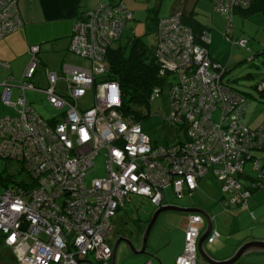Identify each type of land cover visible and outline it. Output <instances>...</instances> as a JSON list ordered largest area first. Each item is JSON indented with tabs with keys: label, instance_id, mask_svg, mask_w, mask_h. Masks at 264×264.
Here are the masks:
<instances>
[{
	"label": "built area",
	"instance_id": "obj_1",
	"mask_svg": "<svg viewBox=\"0 0 264 264\" xmlns=\"http://www.w3.org/2000/svg\"><path fill=\"white\" fill-rule=\"evenodd\" d=\"M16 1L0 0V36L21 24ZM213 2L230 19L234 6L245 0ZM131 18L122 0H98L76 18L68 43L69 50L91 59V67L62 64L60 75L44 69L47 86H33L28 80L38 63V46L33 44L20 79L0 81V104L12 111L0 110V157L15 160L29 173L26 185L0 192V241L15 264H92L88 255L108 264L111 218L118 206L133 196L158 206L167 185L181 195L207 172L220 179L223 190L233 192L239 188L233 173L254 144L250 137L264 145V121L252 130L242 122L247 101L223 82L221 64L205 47L207 33L200 35L201 43L195 42L177 13L155 21L156 60L167 83L154 86L149 99L166 88L167 119L183 129V139L152 144L139 122L122 118L119 84L98 77L108 69L107 48ZM238 42L245 45L246 40ZM0 66L8 63L0 60ZM12 85L19 89L14 98ZM89 87L94 102L81 108L78 99ZM25 89L41 91L60 111L43 117ZM100 154L103 174L87 182L85 176ZM241 195L244 202L249 192ZM228 200L238 202L237 193ZM200 220V214L189 215L184 246L174 264H196ZM217 235L211 230L206 239ZM142 264L152 263L148 259Z\"/></svg>",
	"mask_w": 264,
	"mask_h": 264
},
{
	"label": "rangeland",
	"instance_id": "obj_2",
	"mask_svg": "<svg viewBox=\"0 0 264 264\" xmlns=\"http://www.w3.org/2000/svg\"><path fill=\"white\" fill-rule=\"evenodd\" d=\"M122 1L124 3L133 2V4L129 6V9L132 11V18L126 21L120 36L112 40V45L125 44L127 42V36L133 33L136 36H140L147 44H154L155 35L153 31L155 24L153 18L150 19L148 14L152 12L153 17L166 15L169 12L173 0ZM195 10L197 11V18L201 21L203 20L204 25L208 27L209 32L212 33L211 42L208 47L210 54L215 57H222V67L226 69L222 76L223 81L238 91H241L247 101L242 115V122L245 123V125H249L251 128L258 126L262 120H264V91L260 92L256 86L264 78V53H257L254 58L249 57L253 56L252 52H257L264 45V29L260 15L253 13L249 16H245L238 10H235L234 14H232V17L229 19L225 13L214 8L212 0H210V4L207 1V7L204 6L203 10ZM229 21H231L230 24ZM240 36L248 38L247 41L250 43L256 41L258 46L249 48V43L246 44V46L242 45L238 42ZM40 56L43 62L39 63L36 73L28 78V80L33 86L43 88L47 86V81L43 76V65L48 64L44 60L45 54L41 53ZM91 63L89 57L71 51V58H65L62 64L89 68L91 67ZM22 69L23 68L13 70V83L20 79ZM55 70H57L59 75L61 74L59 64ZM9 75L11 74L6 70L4 72V78H7ZM58 85H61L60 80L58 81ZM25 95L27 99L32 101L34 108L45 118L60 111V109L53 107L46 100L44 93L41 91L25 89ZM93 102L94 94L92 88L89 87L85 94L78 99V104L81 108H85L92 105ZM0 108L1 113L5 111L11 112L9 108L3 107L2 105H0ZM140 108L143 112L146 110L149 112L148 116L140 118L139 123L142 131L148 135L152 144L169 143L175 139L182 138L183 129L178 127V125L172 126L167 119L169 109L166 88L162 89L160 95L150 100L146 108ZM213 117L217 119V111H214ZM94 162L96 167L90 169L85 176L87 182L92 176L103 174L102 154L96 156ZM243 169L247 173H254L251 168L250 160H246ZM0 172H10L12 176L17 179L24 175V172H18L15 160L4 157H0ZM205 178H207V183H205L207 186L206 189H195L191 195L187 192H184L182 195H175L173 187L167 185L164 189V203L201 207L209 216H213V221L218 226V221L220 220L219 211L223 209L224 206L218 197L221 195L228 196L229 194L221 191L219 181L210 173H208ZM4 188L5 186L0 184V192ZM215 199H218L219 202H215ZM155 207L156 206L151 204L149 199L145 197H138L136 201H126L123 207L120 208L113 217L114 229L111 237L108 238L109 243H113L119 231L129 232V230L131 231L135 228V225L139 228V231L135 234V239H137L139 232H141L140 228L142 227L140 223H143L144 220L150 216ZM260 208H264V205L260 206ZM253 211L256 216L258 213L257 210L254 208ZM187 215V212L172 210L159 213L147 238L146 245L149 249V254L130 253L122 244H119L116 250L114 264H140L145 258H151L152 264H160L161 259L166 254L163 252V249L167 252L176 249L181 250L184 242L183 234ZM136 218L140 220V223H138L139 225L134 221ZM1 242L2 241H0V264H15L7 247H4ZM225 244L228 245V242H225ZM203 246L211 256L217 259L224 258L223 254L219 250H216L217 244L215 242L211 244L204 241ZM1 252H3L2 255ZM253 252H249L245 255L242 254V257L240 256L236 263L246 255L251 256ZM97 264L99 263L97 262ZM197 264L207 263L198 256Z\"/></svg>",
	"mask_w": 264,
	"mask_h": 264
},
{
	"label": "crops",
	"instance_id": "obj_3",
	"mask_svg": "<svg viewBox=\"0 0 264 264\" xmlns=\"http://www.w3.org/2000/svg\"><path fill=\"white\" fill-rule=\"evenodd\" d=\"M188 1H190V5L195 11V18L204 25L203 20L201 21L197 18V11L195 9L203 10L204 6L207 7V1L210 4V0ZM97 2L98 0H18L22 24L18 28L10 30L6 35L0 38V60H4L8 63L7 67L0 66V80L5 79L4 72L6 70L9 74H11L8 78L12 81V83L14 80L13 70L23 68V73L24 67L30 57L28 46L33 44L38 46L37 52L39 56V63L43 62L40 54H45L44 60L48 65L44 64L43 68L57 72V70H55L57 65L59 64V67L61 68L64 59L71 58V50L68 49V43L74 21L78 18L81 11L93 8ZM125 4L129 7L130 4H133V2H125ZM171 11L170 7L169 12L166 15L170 14ZM207 35L209 37L207 49L210 54L208 47L211 42L212 33L209 32V28ZM248 43L250 44L249 48L258 46L256 41L252 43L247 41L246 44ZM211 57L218 59L219 62L222 63V57H215L214 55H211ZM11 89L12 97L14 98L19 89L15 85H12ZM205 183H207V178H205V176L198 178L195 189H206L207 186ZM193 191L189 194L188 190H184V192H187L189 195H191ZM218 198H220L221 203L224 205L223 209H220L219 211L220 220L218 221V226L213 221V216H210L213 223L211 230H216L218 235L211 241H208L206 238L204 241L211 244L215 242L217 244L216 250H219L224 257L226 255H231L234 250L246 240H264V208H260V206L264 205V185L257 189L245 203L237 204L229 201L228 196L224 195H221ZM217 201L218 199H215V202ZM254 208L258 212L256 216L253 211ZM251 213H253L254 218L251 216ZM188 217L189 216L187 215L186 222L188 221ZM198 226L200 229L203 228L204 230L206 227L205 219L200 220L198 222ZM225 242H228V245L225 244ZM203 249L208 252L204 246ZM181 250L176 249L167 252L163 249V252L166 254L161 259L160 264H174V260ZM249 252H253V254H251V256H244L238 264H264V249H259L257 247L251 248L243 255ZM147 259L149 258H145L142 262ZM202 260L206 262L204 259ZM206 263L210 264L208 262Z\"/></svg>",
	"mask_w": 264,
	"mask_h": 264
},
{
	"label": "trees",
	"instance_id": "obj_4",
	"mask_svg": "<svg viewBox=\"0 0 264 264\" xmlns=\"http://www.w3.org/2000/svg\"><path fill=\"white\" fill-rule=\"evenodd\" d=\"M16 5H17L16 9L19 12L18 0L16 1ZM189 5H190V1H188V0H174L172 5H171L172 11L170 14L177 13L180 22L184 26L188 27L191 30V32L193 33V35L195 37L194 41L197 43H201L202 41L200 39V35L203 32L208 33V28L206 26H204L202 23H200L195 18V11L192 8V6L191 5L189 6ZM235 10H238L241 14H243L245 16H249L250 14H253V13L259 14L261 17L263 29H264V0H245L244 4L238 3L234 6L233 14H234ZM84 11L85 10L81 11L80 14L83 13ZM170 14H168V15H170ZM148 17L150 19L153 18V20H154L153 22L155 23V21H157L162 16L153 17V13L150 12L148 14ZM232 20H233V18H232ZM18 27H16V28H18ZM7 33L2 34L0 36V38L3 37L4 35H6ZM153 33H154V31H153ZM233 34H234V31H233ZM241 37L245 38V40L247 42L248 38H246L245 36H240L239 38H241ZM126 41L127 42L123 45L122 44H119L116 46L110 45L107 48L105 58H106V61L108 64V69L106 72H104L103 74H101L98 77V80H104V79L105 80H111V81H115L119 84L120 93H121V104L119 105L118 108L121 111L122 118H127L128 120L136 123V122H139L140 118L149 115V112L147 110L143 112L140 107L146 108L148 106V104L150 102L149 96H150L152 88H154V86L164 87V85H165V83H167V81H166L165 74H161V73L159 74V67H158L159 65H157L158 63L156 60V51L154 48V44H152V45L147 44L146 42H144L141 39L140 36H136L134 33L132 35H128ZM244 46H246V43ZM205 47L207 49V43H205ZM247 47H249V46H247ZM207 51H208V49H207ZM252 53H253V56H251L249 58H254L257 53H264V45L257 52H252ZM36 54L38 57V63H37V68H38V65H39L38 52ZM211 58L213 60H216L219 62L218 59L213 58V57H211ZM219 63L222 66V63L221 62H219ZM222 68H223L222 69V75H223L225 73L226 69H225V67H222ZM5 79L9 80L8 77ZM5 79H2V80H5ZM263 80H264V78L262 79V81ZM223 82L226 83L225 81H223ZM261 82H259V84H257L256 86L258 87L260 92H263L264 87H260ZM228 86L233 88L230 85H228ZM233 89H235V88H233ZM235 90H237V89H235ZM239 92L241 93V91H239ZM0 105H2V104H0ZM2 106L6 107L4 105H2ZM0 110H1V108H0ZM256 127L257 126H255L253 128H251V127H249V128H251V130H252V129H255ZM182 137H183V135H182ZM182 139L183 138H178V139H175L169 143H174V142L176 143L177 141H180ZM251 140L254 142L253 146L248 148L247 154L243 157V160L240 163V169L233 173V175L235 176V178L237 179V181L239 183V188L237 190H233V192H229V191L227 192V191L223 190L220 179L216 178L214 175H212L210 173L213 177H215L219 181L221 191L229 194L228 198H230L231 195L235 194V192L237 193L239 201L238 202H236V200L234 201L237 204L245 203L246 200L257 189L261 188L264 185V145H262L261 143H256V136L254 137V135L250 137V141ZM163 143H166V142H163ZM246 160L251 161V168L254 171L253 174H250V173H247L246 171H244L243 166H244ZM254 160H256V167L254 166V162H253ZM17 167H18V172H21V173L24 172V175L17 179L14 176H12V173H10V172H5V173L0 172V184H2L5 187H16L18 185H26V182H24L23 180H25L27 177H29V173L24 169V167L21 164L17 163ZM208 173L209 172L203 174L202 176H206ZM202 176H200V177H202ZM200 177H198V178H200ZM196 186H197V184H196ZM195 187L191 190H188L189 194H190V192H192L195 189ZM245 190L247 192H249V195L247 196L245 201L242 202L243 199L241 198L242 197L241 192L245 191ZM138 197H142V196H138ZM138 197H136V196L131 197L129 202H131L133 200L136 201L138 199ZM151 204H153V203H151ZM162 204H164V200H163ZM122 205H124V203ZM122 205L117 207L115 213L113 214V216L111 218L112 223H113V229H114L113 217L116 215L118 210L123 207ZM193 213L199 214L197 212H189L188 216L190 214H193ZM149 217H147L143 223H140V220L138 218H136L134 220L137 224L140 223L142 225V227L140 228L141 232H139V236H137V239H135L134 245H139L140 239H141V233H142L143 228H144L145 224L147 223ZM202 219H203V217H202ZM186 224H187V222L185 223L184 227H186ZM197 226H198V223H197ZM113 229H112V231H113ZM137 230H139L138 227H137ZM202 230H203V228L200 229V233L202 232ZM129 233L133 234L134 231L129 230ZM183 246H184V243H183ZM146 249L149 252L147 245H146ZM182 249H183V247H182ZM2 254H3V252H1V255ZM196 255L197 256H196L195 260H196V264H197V257L199 256L197 250H196ZM88 257H90L89 260L92 262V264H97V262L99 264H102L100 261L93 258L92 255L91 256L88 255ZM226 257H228V256L227 255L224 256V258H226ZM110 260H111V255H110V259L108 261V264H110ZM149 260L151 261V258H149ZM236 261H234L232 264H238L240 262L239 261L238 263H236ZM142 263H140V264H142ZM151 263H152V261H151Z\"/></svg>",
	"mask_w": 264,
	"mask_h": 264
},
{
	"label": "water",
	"instance_id": "obj_5",
	"mask_svg": "<svg viewBox=\"0 0 264 264\" xmlns=\"http://www.w3.org/2000/svg\"><path fill=\"white\" fill-rule=\"evenodd\" d=\"M166 210H170V211L172 210V211H178V212H187V213L197 212L203 217V219H205L206 227L198 236L197 244H196V250H197L198 254L202 257V259H204L206 262H208L210 264H232L242 254L249 251L251 248L257 247L259 249H264V240H259V239L246 240V241L242 242L234 250V252L230 256L223 258V259H216V258L212 257L208 252H206L203 249L204 239L210 233L212 226H213V223H212V220L210 219L209 214L203 208H200V207L180 206V205L173 204V203H167V204H159L158 206H156L153 209V211H152V213H151V215H150V217H149L147 223L145 224L143 231L141 233L140 244L138 247L136 245H134V243L130 239H128L127 237H123V236L117 237L113 241V243L111 245L110 264H114L116 250H117V247H118V244L120 241H123L126 244V247L130 251V253L148 254L149 252L146 249L148 234H149L151 227L154 224L158 214L161 213L162 211H166Z\"/></svg>",
	"mask_w": 264,
	"mask_h": 264
},
{
	"label": "flooded vegetation",
	"instance_id": "obj_6",
	"mask_svg": "<svg viewBox=\"0 0 264 264\" xmlns=\"http://www.w3.org/2000/svg\"><path fill=\"white\" fill-rule=\"evenodd\" d=\"M136 225H135V228L133 229L134 233L131 234L129 232H126V231H119L118 234H117V237H120V236H123V237H127L128 239H130L133 243L135 242V234L139 231V230H136ZM113 233V231L111 232V234ZM116 237V238H117ZM119 244H122L126 249V244L123 242V241H120ZM118 244V245H119ZM137 246V245H136ZM138 247V246H137ZM128 250V249H127ZM129 251V250H128Z\"/></svg>",
	"mask_w": 264,
	"mask_h": 264
}]
</instances>
